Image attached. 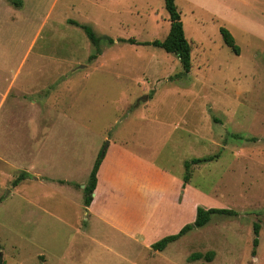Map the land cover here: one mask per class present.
I'll list each match as a JSON object with an SVG mask.
<instances>
[{
	"label": "rangeland",
	"instance_id": "rangeland-1",
	"mask_svg": "<svg viewBox=\"0 0 264 264\" xmlns=\"http://www.w3.org/2000/svg\"><path fill=\"white\" fill-rule=\"evenodd\" d=\"M20 1L0 0V93L12 80L0 105L2 264H264V0H174L191 44L180 77L178 58L149 44L169 30L163 0ZM107 142L175 177L142 240L192 226L198 208L234 214L160 251L105 230L97 239L83 194L32 173L84 187Z\"/></svg>",
	"mask_w": 264,
	"mask_h": 264
},
{
	"label": "crops",
	"instance_id": "crops-1",
	"mask_svg": "<svg viewBox=\"0 0 264 264\" xmlns=\"http://www.w3.org/2000/svg\"><path fill=\"white\" fill-rule=\"evenodd\" d=\"M11 88L12 80L7 83L4 91L0 93V105L6 102L7 97L11 95ZM18 94H22L19 88L18 93H14L13 96H19ZM31 103H36V99H33ZM95 150L97 153L99 152L97 149ZM96 151L93 152L97 154ZM104 151L103 159L96 174L97 180L92 194V201L88 207H85L83 199H81L79 206L83 208L86 217L99 222L92 223L94 234L99 230H105V237L109 233H115L121 238H130V242H135L149 250L153 241L146 242L142 239L150 236L147 232L154 230L155 225L148 226L147 221L156 218L157 213L153 214L152 211L161 202L162 198L168 192H175V177L141 157V155H135L118 144L107 142ZM92 159H94V156L89 160L91 165ZM0 160L4 159L0 157ZM3 162L7 164L5 161ZM23 169L26 172L28 171L26 168ZM32 174L36 181L56 184L66 188L72 194L77 192L78 196L81 195L82 198L84 187L81 185H84V182L81 180L72 181L48 175L49 177L47 176L48 178L43 181L44 179L39 177V173ZM69 182L74 187H70ZM176 184L180 186L179 182ZM64 196L70 199L67 194ZM129 203L132 205L131 207L128 206ZM127 210L130 213L135 210L137 213L132 225V222L127 225L122 221L124 213L128 212ZM95 237L98 239L97 234H95Z\"/></svg>",
	"mask_w": 264,
	"mask_h": 264
},
{
	"label": "trees",
	"instance_id": "trees-1",
	"mask_svg": "<svg viewBox=\"0 0 264 264\" xmlns=\"http://www.w3.org/2000/svg\"><path fill=\"white\" fill-rule=\"evenodd\" d=\"M11 4L15 5L16 7L21 6L20 0H7ZM164 2V9L167 12L168 15V21H169V30L167 35L162 41H152L149 43L150 45L154 47H158L162 50H164L166 53H170L175 55L181 65V73L177 75V77H180L181 75H185L190 71L191 68V44L188 41V39L185 37L183 32V25L180 19V13L177 10V7L175 5L174 0H163ZM83 31L86 33V35L89 37V40L93 43H97V39L95 38L94 34L92 33L91 29L87 26H81ZM223 43L232 49L233 52L238 53V48L234 43V39L231 36V34L225 29L220 28L219 29ZM91 58H94V56H91ZM104 148H102L98 155L96 160L94 161L93 167L91 169V172L89 174L88 180L83 188V204L85 207H88L92 201V194L94 192L95 186H96V174L97 170L99 168V165L103 159L104 156ZM204 161H208L207 159H195L191 161L192 164L201 163ZM188 163L185 164V167H187ZM26 173H21L13 182V184L18 183L20 180H23L26 178ZM189 176L188 174L185 176V181H188ZM233 211L229 209H201L198 208L196 210L195 220L193 222L192 226H185L183 227L177 234L170 235L167 237L162 238L161 240L155 242L151 245V247L155 251L163 250L169 243L174 242L179 237H181L184 233L189 231L192 227L193 228H199L207 224L210 220V216L212 215H226L231 216L233 215ZM259 232V226L257 224L253 225V244L256 246V237H258ZM201 258L200 254L196 255V259ZM212 253L205 256V259L207 261H211Z\"/></svg>",
	"mask_w": 264,
	"mask_h": 264
},
{
	"label": "water",
	"instance_id": "water-1",
	"mask_svg": "<svg viewBox=\"0 0 264 264\" xmlns=\"http://www.w3.org/2000/svg\"><path fill=\"white\" fill-rule=\"evenodd\" d=\"M105 146L103 147L104 149H105ZM0 264H2V254H1V251H0Z\"/></svg>",
	"mask_w": 264,
	"mask_h": 264
}]
</instances>
